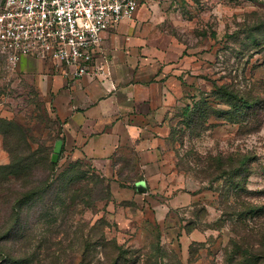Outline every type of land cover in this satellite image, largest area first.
I'll use <instances>...</instances> for the list:
<instances>
[{
  "label": "rangeland",
  "instance_id": "374dc122",
  "mask_svg": "<svg viewBox=\"0 0 264 264\" xmlns=\"http://www.w3.org/2000/svg\"><path fill=\"white\" fill-rule=\"evenodd\" d=\"M154 1L161 3L164 20L140 34L151 46H143L142 56L178 62L185 82L162 168L147 175L131 154L115 156L100 168L83 159L84 169L92 168L89 176L100 183L81 181L78 187L86 184L84 191L63 192L66 201L52 211L46 199L30 202L11 230L6 247L14 252L29 229V264H81L87 245L91 264H114L120 255L114 245L127 253L120 264H229L234 241L264 264V46L252 40L264 23V0ZM22 68L0 53V182L11 155L28 153L25 137L32 152L51 162L64 138L55 107L33 72ZM223 86L257 105L226 113L232 108L219 97ZM187 105L195 106L191 119L183 116ZM242 157L250 159V173L245 188L237 191L235 169ZM55 163L50 192L57 195L69 184L66 172L73 170L75 159L62 145ZM141 181L146 192L136 189ZM11 183L18 191V184ZM2 194L0 224L12 213ZM103 234L113 245L99 243Z\"/></svg>",
  "mask_w": 264,
  "mask_h": 264
},
{
  "label": "crops",
  "instance_id": "0c3cea01",
  "mask_svg": "<svg viewBox=\"0 0 264 264\" xmlns=\"http://www.w3.org/2000/svg\"><path fill=\"white\" fill-rule=\"evenodd\" d=\"M139 7L143 9L131 21L103 33L96 74L73 77L64 65L31 57L21 64L23 71L33 72L39 90L55 107L63 123L64 148L75 161L88 159L99 167L131 154L149 175L162 168L170 121L185 96V82L178 62L145 61L142 51L149 40L140 34L164 18L160 2L139 0ZM49 70L54 74H43Z\"/></svg>",
  "mask_w": 264,
  "mask_h": 264
},
{
  "label": "built area",
  "instance_id": "2783aa9c",
  "mask_svg": "<svg viewBox=\"0 0 264 264\" xmlns=\"http://www.w3.org/2000/svg\"><path fill=\"white\" fill-rule=\"evenodd\" d=\"M139 0H0V53L64 65L73 77L96 74L103 33L133 18Z\"/></svg>",
  "mask_w": 264,
  "mask_h": 264
},
{
  "label": "trees",
  "instance_id": "16d2710c",
  "mask_svg": "<svg viewBox=\"0 0 264 264\" xmlns=\"http://www.w3.org/2000/svg\"><path fill=\"white\" fill-rule=\"evenodd\" d=\"M252 35V40L256 43L257 46H264V23H262L258 27V29H256L252 33ZM219 97L221 98V100H223V102L228 104L233 109H231L230 111H226V113H234V111L238 109H240V111L241 109H253L257 105L252 100H249L246 97H242L226 86L219 88ZM198 104L199 102L197 101L195 106ZM195 106H186L183 112V116L185 119H191L193 117ZM171 136H174V132L173 134H171ZM62 140L64 150L65 139L62 138ZM22 141L25 143L28 153L26 154L22 152L20 157L16 156L15 158H12L11 155L12 164L10 167H8L6 172L3 173L2 181L0 182V192L3 193L1 198H3L4 203L9 204V202H11L10 206L12 209V213L10 214L8 219L4 220L0 224V264H29L30 258L27 254V249H25L27 247L26 243L28 240L29 229L22 236H20L19 240L21 245L18 250H14V252H12V249H7L6 242L8 241L11 230H13L16 225H18L21 219V214L23 212L22 210H24V208L30 202L37 203L43 199H46V203H48L46 204V206L50 211H52L56 203H64L66 201V197H68L67 194H65V197L60 196L63 192L68 193V190H73L72 192L75 194L77 192L81 193L82 191H84V189L86 188L84 186H86V184L78 187L81 181H84V183H89L94 178L95 183H100L99 177L89 176L92 168H90L91 171H89V168L84 169L85 166L83 165V161H87L88 159H84L82 161L78 160L75 161V165H73L75 169L73 167V170L71 169L66 172L68 173L67 178L70 179L69 184L63 185L64 188L57 195L54 191L50 192L53 188V183L55 182L54 179L56 177V163L51 162L47 159L39 158L36 152H32L31 148L29 147L30 142L27 137H25ZM249 162L250 159H246L244 157H242V159L238 161L239 166L235 169V174L237 175L239 181L234 185V189H236L237 191L245 188V182L247 181L250 173ZM39 172H44V177L42 176L41 178H39ZM7 177L9 178V180L6 179ZM101 179L103 181L105 180L104 178ZM11 182L18 184L17 187H20L18 191H14L15 188H13ZM73 185H75V189ZM82 187L83 189H81ZM72 198H75V200L78 201L80 195H75V197L72 196ZM258 209L259 208L253 210L257 211ZM99 238V243L101 245H113L112 241H107L105 239L104 234L100 235ZM114 246L117 253H119L120 255L117 259L113 260V263L120 264L121 259L125 258L127 256V253H125L122 247H119L117 245ZM90 247V245H87V249L85 250L81 264H91L88 261ZM228 258L230 260V263L228 262L229 264H257L259 262V260L253 255V253L250 252V249H248V247L245 248V246L238 241L233 242V250L230 252V254H228ZM260 261L264 260L260 259Z\"/></svg>",
  "mask_w": 264,
  "mask_h": 264
},
{
  "label": "water",
  "instance_id": "95a60500",
  "mask_svg": "<svg viewBox=\"0 0 264 264\" xmlns=\"http://www.w3.org/2000/svg\"><path fill=\"white\" fill-rule=\"evenodd\" d=\"M62 145H63V142L61 140H59L56 144V148H55V154L53 156V161L56 162L57 161V158H58V154L62 148ZM137 190L139 192H146V185H145V182L141 181L139 183H137Z\"/></svg>",
  "mask_w": 264,
  "mask_h": 264
}]
</instances>
